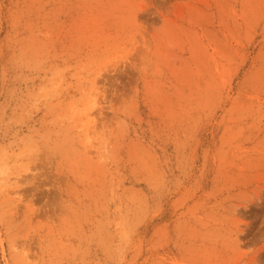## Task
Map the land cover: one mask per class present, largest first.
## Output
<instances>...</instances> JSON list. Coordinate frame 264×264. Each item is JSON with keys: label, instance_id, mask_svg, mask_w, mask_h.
Returning a JSON list of instances; mask_svg holds the SVG:
<instances>
[{"label": "rangeland", "instance_id": "1", "mask_svg": "<svg viewBox=\"0 0 264 264\" xmlns=\"http://www.w3.org/2000/svg\"><path fill=\"white\" fill-rule=\"evenodd\" d=\"M0 264H264V0H0Z\"/></svg>", "mask_w": 264, "mask_h": 264}]
</instances>
